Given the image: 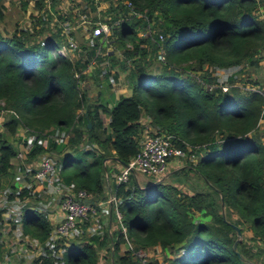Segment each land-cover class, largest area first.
I'll return each mask as SVG.
<instances>
[{
  "label": "trees",
  "instance_id": "1",
  "mask_svg": "<svg viewBox=\"0 0 264 264\" xmlns=\"http://www.w3.org/2000/svg\"><path fill=\"white\" fill-rule=\"evenodd\" d=\"M27 1L21 0L24 12ZM46 1L49 7H45ZM59 1L33 0L38 12L29 17L36 19L40 26L31 33L29 29L14 28L5 36L0 31V99L3 101L0 107L12 111L1 113L0 177L9 173L17 152L13 135L19 127H28L29 130L23 129L33 134L35 143L28 156L50 154L58 163V182L72 190L83 189L91 195H101L105 154L98 148L104 150L109 143L116 160L126 164L139 149L142 131L139 118L145 115L152 126L149 133L172 134L182 151L183 141L197 144L199 148L205 144L207 150L199 170L220 191L221 197L210 185L208 191L193 195L180 193L162 181L139 186L130 174L126 181L114 183V188L132 241L141 248L158 245L173 249L179 245L185 252L174 260L175 264L252 262L240 259L232 250L235 231L230 223L238 226L247 221L254 236L264 235V141L257 129V120L261 111L264 113V96L231 83L233 74L222 75L231 84L227 93L218 87L209 90L192 77L181 75L179 67H190L192 73H200L202 81L208 82L204 65L221 70L236 68L235 75L244 65L261 66L264 81V56L259 55L264 48V20L255 14L259 0H130L138 14L128 18H125L128 10L122 0H116L115 4L113 0H82V4L70 0L81 13L89 9L92 13L89 21L100 19L109 24L117 21L112 36L119 48L124 49L125 61H120L112 52L95 56L98 46L95 41L89 46L80 44L83 51L79 59L54 55L51 50L60 45L61 26L58 24L52 32L47 28L50 22L55 26L57 20L62 22L65 18L58 13V19H54L51 11ZM98 1H108V5L96 13ZM4 16L0 0V21ZM7 20L4 23L8 24ZM147 21H151L157 41L159 34L163 36V62H155V43L136 34V28L144 27ZM43 30L49 33L39 43L36 36ZM184 40L188 42L181 46ZM94 56V74L98 73L102 80L109 76L108 69L113 66L121 70L129 68L133 94L120 95L111 107L102 91L95 99H88L84 90L78 96L74 72H80ZM116 74L111 78H116ZM79 77L82 79L85 75ZM259 79L255 74L253 80L243 84L261 90L264 85L259 84ZM82 105L83 112L76 115ZM101 113L109 115L108 131L102 125ZM100 128L104 132L102 138L95 131ZM54 130L62 136L67 134V150L63 153L64 144L49 137ZM218 135L221 141L215 142ZM237 148L251 153L243 159L238 156L229 159L226 151ZM27 191L22 188L8 193L6 198L8 201L21 199ZM222 203L237 214L235 220L225 219L219 208ZM201 209L210 215L211 222L192 220L191 212ZM22 219L31 237L40 243L49 239L50 227L41 213L27 210ZM201 230L205 232L200 234ZM89 240L74 243L65 250L62 255L65 264H94L93 244L105 245L107 237L90 236ZM239 247L237 242V251ZM55 250L56 247H44L32 264H56L60 257ZM0 264H10L4 261L2 248ZM118 264H133L131 254L127 251L119 256Z\"/></svg>",
  "mask_w": 264,
  "mask_h": 264
},
{
  "label": "crops",
  "instance_id": "2",
  "mask_svg": "<svg viewBox=\"0 0 264 264\" xmlns=\"http://www.w3.org/2000/svg\"><path fill=\"white\" fill-rule=\"evenodd\" d=\"M76 1L80 2L81 4L83 3L82 0ZM1 3L5 16L3 20L0 21V26L5 27L10 32L9 24L4 23V20H7L9 18V13L7 12L10 10V7L12 8L14 6L15 0H1ZM97 3L98 6L96 13L98 12V10L104 9L107 6L106 1H98ZM45 7H49L48 1H46ZM259 9L260 5H258L257 7V10ZM26 11L28 15L37 14L38 9L34 7L33 0L27 1V5L25 6V13ZM51 11H54V19H58V13L65 17L62 22H59L57 20L55 26L53 25V22H50L49 27L51 28V31H55V28L58 27L59 24L61 26L59 33L61 34L71 35L72 33V35L80 34L84 36V32L87 28V23L89 22V20H91L92 16V13L89 12V9L88 11H82L81 13L78 7L73 6V3H71L70 0H61L54 6V9L51 8ZM61 12H69L70 15H64ZM259 18H261V16H259ZM69 21H72L73 23L71 24L69 23ZM123 51V48H115V56L120 60L124 58ZM110 52L114 53V50L111 49ZM102 64L105 63L102 62ZM86 66H84L83 68H85ZM93 66H95V63L91 64L90 68ZM90 71H83V74L89 79V81L84 82L81 85L80 89L81 91L84 90L87 93L88 99H95L97 97V94L102 91L103 98L107 101V104H109V101L107 100L106 96L108 94L112 95L114 102L109 106H113L120 95L129 96L133 94L131 83L128 78L129 68H124L123 70H121L118 68V66H113V68L111 67L108 69L109 76L104 78V80L100 79L99 76L95 74L91 77ZM115 72L117 73L116 78H111V75ZM121 74L123 75L122 77ZM95 79L97 81H95ZM88 89H90V93H88ZM2 121L3 116L0 119V125ZM139 123L142 126L141 136L144 135L146 129L152 128V126L150 125V120L145 115L139 118ZM105 127L108 131L107 126ZM13 136L16 137L14 143L17 150H19L21 147H23L24 149L27 147V149L29 150L30 148H33L35 146V143L33 142V134L30 131L29 133H27L23 128L19 127L16 134H14ZM49 137L54 138L52 134H50ZM55 141L56 143L66 145V140L59 142L55 139ZM183 142H185V149L182 151L181 156L170 159L167 162L166 171L164 177H162V182L164 184H169L175 187L180 193L186 195H193L197 192L208 191V185H210V183L205 179V177L199 170L201 167L200 163L202 164L201 159L207 150V148H204L205 144H202L200 146L201 148H199L197 144H190L186 141ZM93 145L95 147L97 146L96 144ZM27 149L26 151H28ZM65 149L67 148L65 147ZM104 150L98 148V151L100 153L104 152L103 154H105L103 158L104 179L102 184V193L101 195L90 194V196L87 198L88 202L94 205L95 212L89 213L86 218L78 220L75 228L67 236L59 237L55 232V225L62 218V210L59 206L61 196L67 188L63 186L59 190H55V187H53L45 191L47 193L46 196L42 195V193H39L40 195L34 198L39 199L38 203L43 209L42 216L48 221L50 227V235L48 237L49 239H46L44 243H40L25 231L22 216L19 218V215H17L13 221H10L11 214L14 217L17 212L8 210H11L19 205L13 200L8 201L7 198H5L6 196L2 195L3 193L6 194V191L3 190V186H0V203H2L0 204V209H2L0 214V248H2V256L6 263L32 264V262L43 253L44 247L51 249H53V247H56V256L60 257V259L56 261V264H65L64 257H62L63 252L68 248H72V245L74 243L89 242L90 236H97V238L107 237V242L105 245H97V243L93 244L95 252L94 264H118L119 256L123 255L127 251L130 253L131 249L139 247L132 241V237L128 235L126 224L123 222V215L118 207L119 203H115V199H117L118 197L115 195L114 179L118 174V171H120L122 164L118 160H116L114 149L109 143ZM249 153L251 152H248L247 150L243 151V149L237 148L232 149L230 152L226 151L225 154L229 159L237 156L238 158L243 159L245 154ZM28 154L29 153L27 152L24 162L19 161L18 165H15L14 163L16 167L15 169L21 174H18V172L17 175L14 174V171H12L11 167L7 175L0 177V183L4 178V180L10 181L9 184L5 185L8 186L7 190H10V192L11 190L12 192H14L16 188L31 187V174L37 165L40 155L33 154V156H28ZM14 159L16 160L17 157L15 156ZM136 175H140L141 179L135 177ZM133 178L139 185H146L147 183L152 182V180L148 176L138 173H133ZM210 186L212 188L215 187H213L212 185ZM214 189L218 191L217 195L220 198V191L217 188ZM209 192L212 194V190H210ZM54 195H57L56 199L50 200V197ZM111 195L112 197H114V200L110 204L107 199ZM42 197H44L43 200L41 199ZM24 198L26 199V201H24L23 199V202L25 204L22 207L19 206L20 210L23 209L24 206L29 205V208H31L35 205V202L34 200H32L29 190L26 192V196H24ZM96 202H98V205ZM219 208L222 212L228 213V217L230 220H235L237 218V214L230 207H225L223 203ZM37 211L40 212V209H37ZM117 211L119 212L120 217H118ZM191 215L194 222H200L201 210H193L191 212ZM238 226L240 227L241 231V234L240 236H238L237 241L240 242V247L238 249L243 254V257L252 262L261 261L264 263V253L259 252L262 249V243L260 242L261 237L254 236L252 229L247 225V221L245 223H239ZM236 237L237 235L235 233V238ZM30 238L33 239L34 243H30ZM142 249L146 252V256L150 261V264H175L174 260L178 259L179 256L185 252L184 249L180 248L179 245L175 246V248L173 249H163L158 245L146 246ZM258 249L260 250L258 251ZM247 251L251 255L250 257H248ZM159 253H161V258H159L158 256ZM256 253L258 254V256H256Z\"/></svg>",
  "mask_w": 264,
  "mask_h": 264
},
{
  "label": "rangeland",
  "instance_id": "3",
  "mask_svg": "<svg viewBox=\"0 0 264 264\" xmlns=\"http://www.w3.org/2000/svg\"><path fill=\"white\" fill-rule=\"evenodd\" d=\"M109 1H112V0H109ZM115 2H116V0H113V3L115 4ZM259 4H260V9L259 10H257L256 12H255V14H257L258 16H261V18H262V20H264L263 18H264V0H262V1H260L259 0ZM107 5H108V1H107ZM107 7V6H106ZM22 9L23 8H21V0H15V4H14V6L11 8L10 7V10L7 12V13H9L8 14V17H10L11 16V18H12V16L14 17V19L13 20H9V18H8V24H9V29H10V31L11 30H13L14 28H17V29H19V28H21V29H29L30 31H28V33H31L32 31H33V28H37V27H39L40 26V23L38 22V21H36V19H31V17H29V15H28V13H27V11H26V13L24 12V11H22ZM127 14H125V16H126ZM122 18V17H121ZM116 22L117 21H115V22H111L110 24L109 23H106V21L105 20H100V19H96V20H94V21H89L88 23H87V28H86V31L84 32V36H82V35H80V34H74L73 36H71V35H66V34H61L60 33V35L62 36H60V45H59V47H57V48H55V49H53V50H51V52L54 54V55H61V56H67V57H69V58H74V59H79V57H81L82 56V51H83V49L82 48H80V44H82L83 43V45H92V43H93V41H95V42H97V45H99V41H100V39L98 40L97 38H99V37H91L90 36V31H91V29L95 26V25H98V24H105L106 26H107V28H108V31H107V35H106V37L104 38V41H102L101 43H100V53H99V55L100 56H103L104 54L103 53H106L107 51H111V49H113L114 50V55H115V48L117 47V48H119V46L117 45V43L116 42H114L113 41V33H112V29L115 27V24H116ZM15 23H16V25H15ZM92 25H93V27H92ZM149 27V28H148ZM0 28H1V26H0ZM47 29H49V30H51L49 27L47 28ZM137 29V31L138 30H140V32H142V36H140V35H138V32L136 33L137 34V36H139V37H141V38H143V35L144 34H146L147 32H148V29L152 32V30H153V28H152V25H151V23L145 28V29H142V27H137L136 28ZM50 32H52V31H50ZM49 32L48 31H46V30H43V31H41V33L38 35V36H36V40H39V43L41 42V40L43 39V37H44V35H47ZM92 38V39H91ZM146 39H148L149 41H150V39H149V37H147ZM68 40H75L76 41V43H77V47L76 48H68ZM151 42V41H150ZM88 43V44H87ZM127 46H129L130 44L129 43H127L126 44ZM63 47H64V49H63ZM85 51V50H84ZM156 51L157 50H155V54H154V58L156 59L155 60V62H162V61H157V57H156ZM259 55H262V56H264V48H262L261 50H260V53H259ZM120 60V59H119ZM120 61H125V58H122ZM106 62V61H105ZM157 68H158V66H156ZM239 68H240V66H239ZM179 73L181 74V75H187V76H190V77H192L193 79H195L197 82H200L201 81V77H200V75L199 74H197V73H192L190 70H191V68L190 67H187V68H184V67H182V66H180L179 67ZM203 69L209 74L208 75V82L207 83H215V82H217L218 80H215L214 78H216V79H219V80H221V82L222 83H225V84H228V82L227 81H225V80H223V78H224V76H222L223 74H228V75H230V74H233V79H232V81H231V83H233V84H237L238 85V87H242V88H245V89H253V90H256V91H258L261 95H263V93H264V90L263 89H257L256 88V86H253V87H251L250 85H248V84H243V83H247L246 81L247 80H253L254 79V77H255V74L256 75H258V77H260V79L258 80V82H259V84L261 85L262 84V86L264 85V81H262V75H261V72H262V68H261V66H257V67H248V66H246V65H244V66H242V70L238 73V74H234L235 72H236V68H226V69H223V70H221V68H219V69H216V68H212V67H209V66H207V65H204L203 66ZM85 70L87 71V72H89L90 70V74L92 75V74H94V70H93V67H91L90 68V66L89 67H85ZM77 74V78H76V80H77V89H81V85L84 83V82H87V81H89V79L87 78V77H84V78H80L79 76L81 75V74H83V72H81V73H79V72H77V71H75L74 72V76ZM96 75H98V73L96 74ZM123 75L121 74V77H122ZM87 78V79H86ZM212 80H215V81H212ZM211 81V82H210ZM91 83V82H90ZM104 83H105V81H104ZM91 85V84H90ZM92 87V86H91ZM89 88V87H88ZM91 89V88H90ZM90 89H88L89 90V92L88 93H90ZM224 92H228L229 91V89L228 88H225L224 90H223ZM263 92V93H262ZM110 94H112V93H110ZM107 97V100L109 101V104H107L108 106L109 105H112V103L114 102V100H113V98H112V95H107L106 96ZM3 103V101L0 99V104H2ZM111 107V106H110ZM80 109V108H79ZM79 109L76 111V115H78L79 114ZM262 110H264V106H263V108H262ZM0 111H8V109H3V108H1L0 107ZM1 113V112H0ZM3 115H1L0 114V119H1V117H2ZM100 117H101V120H102V125H103V127H105V126H107V122H108V119H109V115L107 114V113H101L100 114ZM104 123H105V125H104ZM257 125L259 126V128H257L258 129V132H259V136H260V139L262 140V141H264V113L261 111V116H260V118H258V120H257ZM21 128H24V129H28V127H21ZM96 131V133H97V135L100 137V138H102V137H104V132L102 131V128H100V129H96L95 130ZM52 135L54 136V138L57 140V141H59V142H62V141H64V140H67V134H65V135H61L60 133L58 134L57 133V131H53V133H52ZM143 136V135H142ZM142 136H141V138H142ZM11 137H9V139H10ZM140 138V139H141ZM37 141H39V140H37ZM216 141H221L220 139H219V135L217 136V139L215 140V142ZM26 149H27V147L24 149L23 147H21L19 150H17V152H16V157H17V159L15 160L14 158L12 159V171H14V174H16L17 175V170L15 169L16 167H15V165H18L19 164V161H22V162H24V159L26 158V153L28 152V153H30V151H32V148H30L28 151H26ZM62 152H65L67 149H65V145H63L62 146ZM61 152V153H62ZM60 153V154H61ZM42 156H46L47 157V159L48 160H50L54 165H55V167H56V171H55V173L54 174H52V176H50V177H48V179L47 180H49V182H41V181H39L38 179H36L34 176H33V173H34V171L32 172V174H31V176H32V183H31V187H27L28 188V190H29V192H30V195H31V198H32V200H34V202H35V205L34 206H32L31 208H29V205L28 206H24V208H26V209H21L20 210V207H22L25 203L23 202V199H24V201H26V199L23 197V198H17V199H9V200H13V201H15V202H17L18 203V205L20 206H16V207H14L13 209H11V210H8V211H15V212H17L16 213V215L13 217V215L11 214V216H10V221H13L14 220V218L17 216V215H19V218L25 213V211H27V210H30V211H32V210H34L35 212H37V213H43V209H42V207H40V205H39V203H38V200L39 199H34V198H36V196H38V195H40L39 193H42V195H45L46 196V190H48V189H51V188H53V187H55V190H59L60 188H62L64 185H62L60 182H58L57 181V171H58V163L57 162H55V161H53L52 159H51V157H50V154H44V155H40V158L42 157ZM14 163H15V165H14ZM11 169V168H10ZM34 170H35V168H34ZM28 172H30V171H28ZM20 172H18V174H19ZM21 174V173H20ZM135 177H137L138 179H141L140 178V175H136ZM5 179V178H4ZM1 180V183H0V186H3V190H5L6 191V194H2L3 196H7L8 195V193H12V190H11V192H10V190H7V187L8 186H5V185H7V184H9L10 183V181H7V180ZM139 185V184H138ZM141 185V184H140ZM139 185V186H140ZM142 186H143V184H142ZM6 187V188H5ZM65 187V186H64ZM66 188V187H65ZM20 190H22V188H16L15 190H14V192L13 193H15V192H18V191H20ZM0 194H1V192H0ZM56 196L57 195H54V196H51L50 197V200H55L56 199ZM8 197V196H7ZM6 198V197H5ZM43 198L44 197H42L41 199L43 200ZM119 198H117L116 199V203L118 204L119 203ZM0 204H2V203H0ZM37 209H40V212L39 211H37ZM223 215H224V217H225V219H227V220H229V217H228V213H226V212H223ZM210 215H208V214H205V213H203V211H202V209H201V215H200V221H201V223H203V221L204 220H208L209 218H206V217H209ZM205 217V218H204ZM13 218V219H12ZM202 218H204V219H202ZM208 222H211V217H210V219L208 220ZM248 224H250L249 222H247ZM205 231L204 230H201V232H200V234H203ZM35 238V237H34ZM37 238H35V240H36ZM30 243H34V241H33V239H31L30 238ZM161 251V250H160ZM159 251V252H160ZM181 251V250H180ZM32 253V252H31ZM30 253V254H31ZM247 255H248V257H250L251 255L248 253V251H247ZM158 256H159V258H161V253H159L158 254ZM252 260V259H251Z\"/></svg>",
  "mask_w": 264,
  "mask_h": 264
},
{
  "label": "built area",
  "instance_id": "4",
  "mask_svg": "<svg viewBox=\"0 0 264 264\" xmlns=\"http://www.w3.org/2000/svg\"><path fill=\"white\" fill-rule=\"evenodd\" d=\"M122 3L127 7L128 10L125 18H128L129 16H135L138 14L136 11L133 10L132 3L130 0H122ZM150 23L151 21H147V24L144 27H142V29H145ZM107 31H108L107 26L101 23L95 25L91 29L90 36L99 37L100 39L99 45L96 47L95 50V55H98L100 53V43L104 41V38L107 35ZM141 34L142 32L138 30V35L142 36ZM147 37H149L150 41L155 43L157 47V51H156L157 61L163 62L165 58V52L162 44L163 36L159 34L157 41L154 38V28H153L152 32L148 29V32L143 35L144 39H146ZM70 47L71 48L77 47V43L75 40H68V48ZM93 63H94V58H92L89 61L86 67H89ZM83 71H85V68L81 69L79 73ZM75 77L77 78V74L75 75ZM200 83L206 86V88L209 90L218 87L221 89V91H223L225 88L229 89V87H231L230 83L225 84L222 83L221 80H218L215 83H207V82H203L201 79ZM80 95L81 93L79 89L78 96ZM83 110L84 107L82 105L81 108L79 109V113H82ZM149 131L150 129H146L144 135L140 139L139 141L140 146L137 153L129 159L126 165H122V167L120 168V171L115 176L114 179L115 183L126 181L129 178L130 174L133 175V173H138L148 176L152 181L160 180L165 175L167 162L170 159L181 156L182 150L175 144L174 137L172 134L166 132L156 133L154 131L149 133ZM55 171H56L55 165L50 160H48L46 156H42L41 158L39 157L33 176L39 181L47 183L49 182V180H47L48 177L52 176V174H54ZM89 196L90 194L84 191L83 189L72 190L71 188H67L63 192L59 205L60 209L62 210V218L55 225V232L59 237H64L69 235L71 231L75 228L78 220L86 218L89 213L95 212L94 205L88 203L87 198ZM107 200L111 204L114 200V197H112L111 195ZM96 203L98 205V202ZM115 203H116V199H115ZM117 215L118 217H120L118 211H117ZM260 239H261L260 242L264 246V235ZM130 254L133 260V264H150V261L146 256V252L142 248L135 247L131 249Z\"/></svg>",
  "mask_w": 264,
  "mask_h": 264
},
{
  "label": "water",
  "instance_id": "5",
  "mask_svg": "<svg viewBox=\"0 0 264 264\" xmlns=\"http://www.w3.org/2000/svg\"><path fill=\"white\" fill-rule=\"evenodd\" d=\"M0 31L5 36H9L10 35V32L5 27H1V30ZM88 125H89V123H88ZM122 165H126V164L125 163H122ZM161 181H162V179L157 180V181H153V182L154 183H157V182H161ZM223 219H224V217H223ZM230 225L232 226V228L234 229V231H235V233L237 235V237L234 239V241L232 243V250L238 255V257L240 259H243L244 260V257L242 256V254L239 251L236 250V244H237V241H238V236H240V234H241L240 228L237 225L232 224V223H230ZM249 264H255V263L249 262Z\"/></svg>",
  "mask_w": 264,
  "mask_h": 264
},
{
  "label": "clouds",
  "instance_id": "6",
  "mask_svg": "<svg viewBox=\"0 0 264 264\" xmlns=\"http://www.w3.org/2000/svg\"><path fill=\"white\" fill-rule=\"evenodd\" d=\"M188 40H192V39H188ZM188 40H184V42L181 41L180 45H181V46L186 45V43L188 42ZM107 52H108V51H107ZM103 54H104V53H103ZM105 54H106V53H105ZM95 56H96V55H95ZM95 56L93 57V58H94V61H95ZM91 59H92V58H91ZM91 59H90V60H91ZM90 60H89V61H90ZM93 64H94V63H93ZM82 69H83V68H82ZM152 182H153V181H152ZM222 215H223V214H222ZM238 227H239V226H238ZM239 228H240V227H239ZM262 236H263V235H262ZM262 236H261V238H262ZM261 247H262V249L264 250V246H263V244H261Z\"/></svg>",
  "mask_w": 264,
  "mask_h": 264
}]
</instances>
